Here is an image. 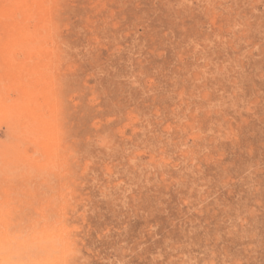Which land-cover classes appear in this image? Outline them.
Wrapping results in <instances>:
<instances>
[{
	"label": "rangeland",
	"instance_id": "rangeland-1",
	"mask_svg": "<svg viewBox=\"0 0 264 264\" xmlns=\"http://www.w3.org/2000/svg\"><path fill=\"white\" fill-rule=\"evenodd\" d=\"M35 3L0 0V263L264 264V0Z\"/></svg>",
	"mask_w": 264,
	"mask_h": 264
},
{
	"label": "bare ground",
	"instance_id": "bare-ground-1",
	"mask_svg": "<svg viewBox=\"0 0 264 264\" xmlns=\"http://www.w3.org/2000/svg\"><path fill=\"white\" fill-rule=\"evenodd\" d=\"M35 2H37V0H30V4H29V5H30V6H31V5H35V4H36ZM22 6H23V5H22ZM22 6H21V8H23ZM25 9H27V8H25ZM25 9H23V10H25ZM27 10H28V9H27ZM1 12H2V11H1ZM24 12H25V11H24ZM3 13H5V12H3ZM2 17H3V16H2ZM3 20H4V19H3ZM26 32H27V31H26ZM22 33H23V32H22ZM34 33H36V30L34 31ZM30 35H31L30 32H28V33H26V34L23 33L22 38H28ZM33 36H34V34H33ZM36 37H37V36H36ZM26 85H27V84H26ZM28 95H30V94L28 93ZM28 103H29V102H28ZM26 105H27V103H26ZM24 106H25V104H24ZM24 106H23V107H24ZM29 109H30V108H29ZM21 110H22V109H21ZM21 112H22V111H21ZM23 119H24V118H23ZM43 157H44V156H43ZM47 158H48V157H47ZM43 172H44V171H43ZM44 173H45V172H44ZM39 174H40V173H39ZM43 177H44V174H43ZM45 177H46V176H45ZM50 178H51V177H50ZM2 179H3V178H2ZM29 179H30V178H29ZM43 179H44V178H43ZM0 180H1V179H0ZM4 181H5V179H4ZM4 181L2 182V180H1L2 183H4ZM26 181H27V180H26ZM0 186H2V185H0ZM8 186H9V185H8ZM27 186H28V185H27ZM29 186H30V183H29ZM29 186H28V187H29ZM17 187H18V186H17ZM22 187H23V186H22ZM48 187H49V186H48ZM31 190H32V188H31ZM32 191H33V190H32ZM28 192L30 193V191H28ZM47 192H48V191H47ZM9 195H10V194H9ZM14 195H15V194H13V196H14ZM22 195L25 196L24 194H22ZM32 195H33V194H32ZM10 196H11V195H10ZM18 196H19V195H18ZM28 197H29V196H28ZM25 198H26V197H25ZM11 202H12V201H11ZM14 202H15V201H14ZM6 203H7V202H6ZM20 205H21V204H20ZM13 208H14V207H13ZM31 209H32V208H31ZM43 211H44V210H43ZM47 214H48V213H47ZM20 215H21V214H20ZM37 216H38V214H37ZM49 216H50V215H49ZM19 217H20V216H19ZM34 217H35V216H34ZM40 217H41V216H38V218H40ZM25 218H26V217H25ZM25 218H24V220H25ZM28 218H30V217H27L26 219H28ZM35 218H36V217H35ZM38 218H37V219H38ZM42 218H44V217H42ZM46 218H47V217H46ZM46 218H45V219H46ZM48 218H49V217H48ZM48 218H47V219H48ZM53 218H54V217H53ZM28 220H30V219H28ZM35 220H36V219H35ZM41 220H42V219H41ZM41 220H40V221H41ZM49 220H53V219H52V218H49ZM53 221H54V220H53ZM7 222H8V221H7ZM25 222H27V220H26ZM43 222H44V221H42V223H43ZM47 222H48V221L45 222L46 226L49 225ZM30 223H31V220H30ZM32 223H33V222H32ZM36 223H38V222H36ZM42 223H40V224H42ZM20 224H21V223H20ZM24 224H25V223H24ZM33 224H34V223H33ZM12 225H14V224H12ZM31 225H32V224H31ZM35 225H36V224H35ZM37 225H39V224H37ZM51 225H52V224H51ZM26 226H27V225H26ZM28 226H29V225H28ZM33 226H34V225H33ZM42 226H43V225H42ZM21 227H23V225H22ZM21 227H20V229H21ZM34 227H35V226H34ZM38 227H39V226H36L33 230H36V229L40 230L41 228H43V227H41V225H40V227H41L40 229H39ZM53 227H54V226H53ZM7 228H8V227H6V225L0 223V232H5V233H7V232H8ZM14 228H15V227H14ZM32 228H33V227H32ZM45 228H46V227H44V229H45ZM24 229H25V228H24ZM44 229H43V230H44ZM47 229L49 230L48 227H47ZM10 230H11V229H10ZM30 230H31V229H30ZM45 230H46V229H45ZM15 231H16V230H15ZM18 231H19V230H18ZM21 231H22V230H21ZM28 231H29V230H28ZM28 231H27V232H28ZM46 231H47V230H46ZM46 231H45V232H46ZM49 231H50V230H49ZM55 231H57V230H55ZM13 232H14V230H13ZM13 232H12V233H13ZM43 232H44V231H43ZM47 232H48V231H47ZM50 232H51V231H50ZM8 233H9V232H8ZM12 233H11V234H12ZM19 233H20V232H19ZM31 233H33V232H31ZM52 233H54V235H55L54 230H53ZM52 233H51V235H52ZM9 234H10V233H9ZM34 234L36 235V233H34ZM3 235H4V234H3ZM12 235H13V234H12ZM26 235H27V233L24 234V236H26ZM30 235H32V234H30ZM22 236H23V234H22ZM22 236L19 235L18 237H22ZM24 236H23V237H24ZM43 236H44V235H43ZM43 236L40 238V236L38 237V235H37L36 237H38L39 239H42ZM55 236H56V235H55ZM6 237H7V236H6ZM6 237H5V239H6ZM28 237H29V236H28ZM31 237H32V236H31ZM11 238H12V236H11ZM24 238L27 239V237H24ZM24 238H23V239H24ZM45 238H46V237H45ZM48 238H49V237H48ZM3 239H4V238H3ZM15 239H16V237H15ZM23 239H20V238H19V240L17 239V243H18L20 240H22L21 243H23V241H24ZM29 239H30V237H29ZM32 239H33V238H32ZM33 240H34V239H33ZM33 240H32V241H33ZM7 241H8V240H7ZM7 241H6V242H7ZM28 241H30V240H28ZM0 242L3 243V242H5V241L3 240V241H0ZM8 242H9V241H8ZM13 242H14V241H13ZM30 242H31V241H30ZM49 242H50V241H49ZM2 243H1V244H2ZM9 243H10V242H9ZM21 243H20V244H21ZM37 243H38V242H37ZM37 243H36V245H37ZM51 243H52V242H51ZM51 243H48V244H49V245H52ZM6 244H7V243H6ZM27 244H28V243H27ZM29 244H30V243H29ZM31 244H32V243H31ZM38 244H39V243H38ZM4 245H5V244H4ZM54 245H56V244H54ZM54 245L52 246V247H54V249H55V248H56V249L59 248L57 245H56L57 247L54 246ZM58 245H59V244H58ZM6 246H7V245H5V247H6ZM8 246H9V245H8ZM18 246H19V243H18ZM34 246H35V245H34ZM38 246H39V245H38ZM19 247H20V246H19ZM47 247H49V246H47ZM0 248H1V247H0ZM27 248H28V247H27ZM31 248H32V247H31ZM2 249H3V248H2ZM43 249H44V248H43ZM48 249L50 250L51 248H48ZM60 249H61V248H60ZM60 249H59V250H60ZM3 250H4V249H3ZM17 250H18V249H17ZM17 250H16V251H17ZM29 250H30V249H29ZM36 250L39 251V247H38V249H36ZM49 250L46 249L45 251H49ZM1 252H2V251H1ZM4 252H6V251H4ZM24 252L26 253V250H25ZM32 252H33V251H32ZM56 252H58V251H56ZM56 252H55V253H56ZM59 252H60V251H59ZM28 253H30V252H28ZM0 254H1V253H0ZM3 254H4V253H2V255H3ZM17 254H18V251H17ZM26 254H27V253H26ZM4 255H5V254H4ZM13 255H14V254H13ZM53 255H54V254H53ZM15 256H16V255H14V257H15ZM34 256H35V255H34ZM42 256H43V255H42ZM57 256H58V254L56 255L55 258H58ZM4 257H5V256H4ZM22 257H24V256H22ZM36 257H38V261H39L41 256L39 257V255H37ZM44 257H45V256H44ZM47 257H48V256H47ZM52 258H53V257H52ZM0 259H1V258H0ZM6 259H7V258H6ZM30 259H31V257H30ZM35 259H36V258H35ZM35 259H34V257H33V260H34V261H35ZM42 259H43V258H42ZM53 259H54V258H53ZM7 260H8V259H7ZM9 260H10V259H9ZM23 260H24V259H23ZM33 260H31V261H33ZM56 260H58V259H56ZM25 261H26V260H25ZM38 261H37V262H38ZM52 261H53V260H52ZM2 262H3V261H2ZM12 262H13V261H12ZM19 262H20V261H19ZM19 262H17V263L19 264ZM3 263L6 264L5 261H4ZM24 263H25V262H24ZM44 263H47V262H45V260H44ZM48 263H50V261H49ZM48 263H47V264H48ZM0 264H2V263H0ZM14 264H15V263H14ZM21 264H22V263H21ZM26 264H27V263H26ZM39 264H40V263H39ZM41 264H42V263H41ZM51 264H52V263H51Z\"/></svg>",
	"mask_w": 264,
	"mask_h": 264
}]
</instances>
